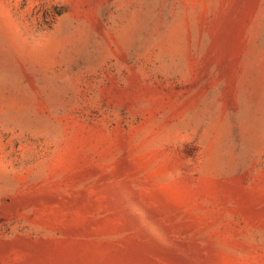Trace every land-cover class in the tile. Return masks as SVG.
I'll list each match as a JSON object with an SVG mask.
<instances>
[{
  "label": "rangeland",
  "instance_id": "1",
  "mask_svg": "<svg viewBox=\"0 0 264 264\" xmlns=\"http://www.w3.org/2000/svg\"><path fill=\"white\" fill-rule=\"evenodd\" d=\"M0 264H264V0H0Z\"/></svg>",
  "mask_w": 264,
  "mask_h": 264
}]
</instances>
